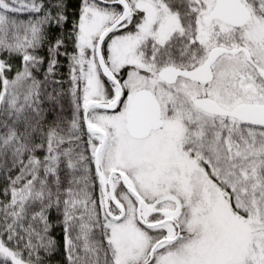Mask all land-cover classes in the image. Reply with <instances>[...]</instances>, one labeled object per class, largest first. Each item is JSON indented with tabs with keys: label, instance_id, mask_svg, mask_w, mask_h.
<instances>
[{
	"label": "snow or ice",
	"instance_id": "snow-or-ice-1",
	"mask_svg": "<svg viewBox=\"0 0 264 264\" xmlns=\"http://www.w3.org/2000/svg\"><path fill=\"white\" fill-rule=\"evenodd\" d=\"M58 253L264 264V0H0V264Z\"/></svg>",
	"mask_w": 264,
	"mask_h": 264
},
{
	"label": "trees",
	"instance_id": "trees-1",
	"mask_svg": "<svg viewBox=\"0 0 264 264\" xmlns=\"http://www.w3.org/2000/svg\"><path fill=\"white\" fill-rule=\"evenodd\" d=\"M59 232H60V229L57 228V229L55 230V234L57 235V238H58V239H59V235H58ZM60 259H61V256H60V254L58 253L56 256L52 257L50 264H59Z\"/></svg>",
	"mask_w": 264,
	"mask_h": 264
}]
</instances>
